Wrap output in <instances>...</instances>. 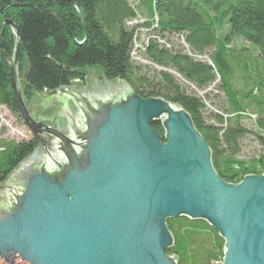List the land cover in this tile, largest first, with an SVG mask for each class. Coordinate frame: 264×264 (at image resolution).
I'll return each instance as SVG.
<instances>
[{
  "label": "water",
  "instance_id": "water-1",
  "mask_svg": "<svg viewBox=\"0 0 264 264\" xmlns=\"http://www.w3.org/2000/svg\"><path fill=\"white\" fill-rule=\"evenodd\" d=\"M7 26L11 86L39 145L0 184V261L179 264L168 253L176 240L167 221L185 217L224 240L213 264H264V167L225 181L183 106L145 99L125 81L104 79L100 66L85 70L87 86L34 91L37 114L24 92L29 69L20 75L19 29Z\"/></svg>",
  "mask_w": 264,
  "mask_h": 264
},
{
  "label": "trees",
  "instance_id": "trees-1",
  "mask_svg": "<svg viewBox=\"0 0 264 264\" xmlns=\"http://www.w3.org/2000/svg\"><path fill=\"white\" fill-rule=\"evenodd\" d=\"M0 0V32L20 33L25 96L86 80L88 67L125 81L141 97L183 106L213 151L227 182L261 174L264 162V0ZM240 40L242 44L238 42ZM15 37L0 35V106L20 117L7 57ZM224 101L218 105L220 96ZM246 120L252 122L247 125ZM163 135L160 123L152 125ZM252 138L259 154L241 157ZM39 145L0 139V184ZM169 254L179 264H213L224 240L203 220L167 221Z\"/></svg>",
  "mask_w": 264,
  "mask_h": 264
},
{
  "label": "rangeland",
  "instance_id": "rangeland-1",
  "mask_svg": "<svg viewBox=\"0 0 264 264\" xmlns=\"http://www.w3.org/2000/svg\"><path fill=\"white\" fill-rule=\"evenodd\" d=\"M238 42L240 43V45L242 44L240 40H238ZM25 71H26V63L24 61L23 65H21L20 67L21 77H23V73ZM99 81L103 82L102 77H99ZM28 100H30L29 101L30 105L35 110V112L37 114H40L41 107L39 106V103L41 101V98L36 94H34L33 97ZM223 101H224V97L223 95H221L218 105L222 104ZM246 123L247 125L252 126V122H250L249 120H246ZM31 136H32L31 131L24 124L23 120L20 117L13 114L7 108L0 106V139L21 141V140H27ZM258 154H259V147L256 141L252 140V138H246L245 140H243V151L241 153L242 158L251 159L252 157H256ZM0 264H7V263L2 261L0 262Z\"/></svg>",
  "mask_w": 264,
  "mask_h": 264
},
{
  "label": "flooded vegetation",
  "instance_id": "flooded-vegetation-1",
  "mask_svg": "<svg viewBox=\"0 0 264 264\" xmlns=\"http://www.w3.org/2000/svg\"><path fill=\"white\" fill-rule=\"evenodd\" d=\"M84 83H85V84H84ZM84 83H83V84H84L83 86H87V85H88V83H87V81H86V80H85V82H84ZM77 85H80V86H82V82L78 83ZM33 95H34V94H33ZM33 95H31L29 99H31V98L33 97ZM27 99H28V98H27ZM29 101H30V100H29ZM42 115H43V116H45V115H44V113H42Z\"/></svg>",
  "mask_w": 264,
  "mask_h": 264
},
{
  "label": "built area",
  "instance_id": "built-area-1",
  "mask_svg": "<svg viewBox=\"0 0 264 264\" xmlns=\"http://www.w3.org/2000/svg\"><path fill=\"white\" fill-rule=\"evenodd\" d=\"M0 262H2V261H0Z\"/></svg>",
  "mask_w": 264,
  "mask_h": 264
}]
</instances>
